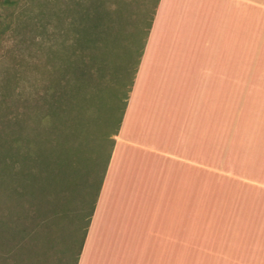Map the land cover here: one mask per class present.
I'll use <instances>...</instances> for the list:
<instances>
[{"label": "crops", "instance_id": "crops-1", "mask_svg": "<svg viewBox=\"0 0 264 264\" xmlns=\"http://www.w3.org/2000/svg\"><path fill=\"white\" fill-rule=\"evenodd\" d=\"M264 0H160L79 264H264Z\"/></svg>", "mask_w": 264, "mask_h": 264}, {"label": "trees", "instance_id": "trees-1", "mask_svg": "<svg viewBox=\"0 0 264 264\" xmlns=\"http://www.w3.org/2000/svg\"><path fill=\"white\" fill-rule=\"evenodd\" d=\"M159 4L41 3L36 61L0 80V264H79Z\"/></svg>", "mask_w": 264, "mask_h": 264}, {"label": "rangeland", "instance_id": "rangeland-1", "mask_svg": "<svg viewBox=\"0 0 264 264\" xmlns=\"http://www.w3.org/2000/svg\"><path fill=\"white\" fill-rule=\"evenodd\" d=\"M0 0V17L2 20L1 45H0V80L5 70H17L18 78L23 73L22 65L36 61L33 56L37 53V45L42 40V0ZM71 148H74L73 143ZM87 158L90 150L85 153ZM73 163V161L71 160ZM264 167V158H263ZM252 173L253 179L260 182L264 169L260 163L255 166ZM84 197L89 199L92 187L85 188Z\"/></svg>", "mask_w": 264, "mask_h": 264}]
</instances>
